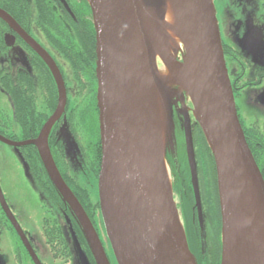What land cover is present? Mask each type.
<instances>
[{"label": "flooded vegetation", "instance_id": "1", "mask_svg": "<svg viewBox=\"0 0 264 264\" xmlns=\"http://www.w3.org/2000/svg\"><path fill=\"white\" fill-rule=\"evenodd\" d=\"M231 1L245 16L264 20V0ZM0 11V264H73L70 234L80 242L89 264H98L76 209L55 186L41 153L49 155L98 239L99 199L92 200L81 173L69 169L72 159L82 160L98 180L101 136L90 7L87 0H0ZM227 15L222 23L227 38L221 40L225 65L246 143L264 180V119L245 125L239 114L248 98L264 106V66L249 64L232 47L229 39L239 25L228 22ZM184 110L191 125L206 235L204 249L189 246L197 264H220L215 166L187 101L174 107L176 144L166 151L172 188L175 197L181 194L179 205H189L191 225L196 226Z\"/></svg>", "mask_w": 264, "mask_h": 264}, {"label": "water", "instance_id": "2", "mask_svg": "<svg viewBox=\"0 0 264 264\" xmlns=\"http://www.w3.org/2000/svg\"><path fill=\"white\" fill-rule=\"evenodd\" d=\"M87 2L97 54L101 136L98 199L118 264H197L173 196L166 160L167 143L171 146L176 143L170 107L177 105L178 96L189 97L192 114L214 162L220 210V264H255L247 251L243 174L252 185L263 227L264 180L237 116L212 0H177L185 23L183 40H188L192 57L191 74L184 68L182 53L176 47L170 49L158 34L149 30L148 16L157 23L163 19V0ZM147 60L165 119L162 147ZM158 61L163 64V72ZM176 74L185 81V87ZM187 115L184 110V145L202 231L195 154ZM41 153L55 186L76 209L98 264H109L79 203L49 155L42 149ZM164 164L169 170V185Z\"/></svg>", "mask_w": 264, "mask_h": 264}, {"label": "rangeland", "instance_id": "3", "mask_svg": "<svg viewBox=\"0 0 264 264\" xmlns=\"http://www.w3.org/2000/svg\"><path fill=\"white\" fill-rule=\"evenodd\" d=\"M213 2V8L215 11V18L216 22L219 28V34L220 39L225 41V31L222 28V23L226 22V16L227 13L225 12V9H229L230 12L227 15L228 22L233 20L234 24H238V30L233 33L230 43L232 47L237 48L240 50L241 56L251 65H262L264 66V20L256 16L246 15L241 12L239 5L236 2H233L231 0H228V3H226L225 0H218L217 2ZM256 6V5H255ZM253 7L254 13L257 12L258 6ZM260 15V14H259ZM259 21V22H257ZM227 22V23H228ZM181 58L179 54V59ZM225 61V60H224ZM159 62V70L160 72H163L162 68V62ZM256 94V90H254V93ZM184 99L187 102H190L189 97L185 96ZM182 99V96H178V102L180 104H185V100ZM250 98L247 99V102H245L240 110V118L243 120L244 124H250L255 122L258 119H264V106H259L257 102L254 100L250 103ZM191 103V102H190ZM192 105V104H191ZM193 109V106H192ZM173 113H174V107H170V117H171V123L173 124V127L175 129V122L173 120ZM175 134V133H174ZM176 142V139H175ZM176 144V143H175ZM173 146L170 145L168 142L166 145V149H172ZM0 168H1V159H0ZM69 169L73 173H81L82 182L83 184L88 188L90 197L92 200L97 199L98 197V180L90 174L87 170H85V165L83 164L82 160L79 159H72L69 164ZM181 198V194H177L175 199L179 201ZM181 201H183L181 199ZM186 205V206H185ZM189 205L184 204L183 206L179 207V210L181 212V219L183 221V224L188 227L189 232H191V219H190V210ZM101 221V220H100ZM204 225V221L202 222V227ZM201 231V228H200ZM204 228L201 231L200 235L196 233L194 229H192L193 237L195 235L198 236V239L201 243V247L203 249V239H204ZM98 239H100V243L102 244V248L106 255H108L110 259V264H118L115 253L113 251L111 242L108 238V235L106 233L105 226L103 224V221L100 222L98 225ZM193 237H190L191 239ZM190 239V240H191ZM70 248L72 251V257H73V264H89L87 257L81 247L80 242L75 237V235L70 234ZM194 245V244H193ZM195 246V245H194ZM44 264H56L55 262H48L45 261Z\"/></svg>", "mask_w": 264, "mask_h": 264}, {"label": "bare ground", "instance_id": "4", "mask_svg": "<svg viewBox=\"0 0 264 264\" xmlns=\"http://www.w3.org/2000/svg\"><path fill=\"white\" fill-rule=\"evenodd\" d=\"M164 1V16L161 22L157 23L151 16L147 17V24L149 30L155 34H158L159 38L167 43V46L171 49L176 47L178 52L183 55V63L186 71L190 73L189 69L192 63V57L190 48L188 46V40H183L185 23L182 18V14L177 4V0H163ZM184 26V27H183ZM186 30V29H185ZM168 37L170 39H168ZM185 42V43H184ZM147 66L149 71V83L152 90L153 103L155 107V117L157 132L159 135V141L161 147L164 142L165 134V119L162 111V105L160 100V93L154 77L152 76L150 64L147 60ZM182 80L184 87L186 86L185 81L181 76L175 75ZM192 77V76H190ZM189 78V77H187ZM190 79V78H189ZM164 171L169 185L170 175L166 164H164ZM243 203L244 213L247 231V244L249 257L254 261L255 264H264V227L262 225L261 215L257 205L256 197L252 188V185L246 176L243 174Z\"/></svg>", "mask_w": 264, "mask_h": 264}, {"label": "trees", "instance_id": "5", "mask_svg": "<svg viewBox=\"0 0 264 264\" xmlns=\"http://www.w3.org/2000/svg\"><path fill=\"white\" fill-rule=\"evenodd\" d=\"M204 137V136H203ZM204 140H205V138H204ZM206 142V141H205ZM208 147V146H207ZM209 149V148H208ZM173 189V188H172ZM173 196H174V199H175V195H174V192H173ZM175 201H176V203H177V206H178V208L180 207V205H179V202L175 199ZM195 227H196V230H195ZM190 228H191V232H188V234H186V237H187V241H188V245L190 244V246H191V248L194 250V251H198V250H200V249H202V245H201V243H200V241H199V239H198V236L197 235H195L194 237L192 236L193 235V233L194 232H192V229H194L195 231H196V233L197 234H199L200 235V233H201V231H200V226H199V221L196 223V226L194 225H191L190 226ZM204 228V227H203ZM184 229H185V233H186V229H187V227L184 225ZM205 232V231H204ZM188 235V236H187ZM190 237H193L192 239L190 238ZM206 238V235H204V239H203V249L205 248V239ZM191 239V240H190ZM195 246H194V245ZM190 246H189V249H190Z\"/></svg>", "mask_w": 264, "mask_h": 264}]
</instances>
